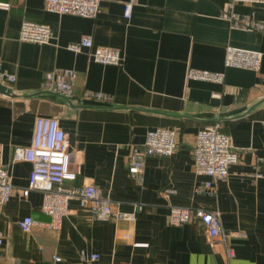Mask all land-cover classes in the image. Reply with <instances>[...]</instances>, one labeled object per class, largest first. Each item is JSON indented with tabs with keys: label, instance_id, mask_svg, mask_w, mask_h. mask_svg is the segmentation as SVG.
Here are the masks:
<instances>
[{
	"label": "crops",
	"instance_id": "crops-1",
	"mask_svg": "<svg viewBox=\"0 0 264 264\" xmlns=\"http://www.w3.org/2000/svg\"><path fill=\"white\" fill-rule=\"evenodd\" d=\"M128 1L103 0L88 18L46 11L44 0H0V63L15 76L3 82L11 94L0 92V166L14 186L0 212V264H88L81 256L91 253L98 258L89 264H264V4H235L263 25L242 30L222 17L227 0H133L126 18ZM24 20L48 24L51 41L19 40ZM83 37L117 50L120 62L67 48ZM228 46L260 52L259 69L225 67ZM61 68L76 74L69 97L41 87L46 72ZM189 68L223 72L224 81L187 79ZM38 116L56 118L67 133L76 172L69 184L95 185L115 210L134 212V222L95 220L72 198L59 228L48 225L42 193H21L31 164L13 160L16 147L31 144ZM208 124L229 135L238 162L200 190L209 177L195 173L193 148ZM157 128L174 130L176 149L147 156L136 181L131 145ZM173 205L216 212L225 237L210 241L196 220L170 225ZM27 215L36 224L24 232L18 221Z\"/></svg>",
	"mask_w": 264,
	"mask_h": 264
},
{
	"label": "built area",
	"instance_id": "built-area-1",
	"mask_svg": "<svg viewBox=\"0 0 264 264\" xmlns=\"http://www.w3.org/2000/svg\"><path fill=\"white\" fill-rule=\"evenodd\" d=\"M103 0H44L46 11L57 14H71L76 16L95 18L101 10ZM133 0L124 5V17L131 15ZM264 4V0H227L222 17L225 18L231 28L242 30H261L263 25L255 22L250 16L238 13L234 10L236 3ZM53 37L52 30L46 23L24 20L19 31V40L46 44ZM67 48L73 52L82 49L90 50L92 59L101 64H118L121 60L120 53L108 47H93L89 37H83L76 42H71ZM262 54L257 51L245 50L228 46L226 48L225 67L244 68L258 70ZM223 72H214L189 68L186 72L187 79L202 80L222 83ZM4 81L14 82L15 76L7 73L0 63V83ZM76 84V74L71 69H56L44 74L41 87L45 91L56 92L63 97H69ZM89 95L101 98L99 92ZM176 135L169 128H157L146 133L141 144H132L129 156L128 171L134 180L139 181L140 173L147 156L171 155L176 149ZM71 153L68 147L67 133L61 128L56 118L38 116L34 122L31 144L26 147H16L13 152V160H24L31 164L29 183L21 193L26 197L31 190L42 193L41 210L50 217L48 223L53 228H59L62 219L69 212L68 202L76 198L81 207L90 210L92 218L98 221L126 220L134 222V212H122L113 208L112 202L100 195L93 184L81 186L71 185L76 180V172L70 168ZM194 171L198 175L209 177L200 187V190L213 188L214 182L226 178L228 169L238 162V154L233 147L229 135L222 132L218 124H208L197 132L196 143L193 148ZM261 176L260 173L255 174ZM14 186L6 168L0 166V212L9 200ZM169 191V190H168ZM198 221L204 233L210 241L217 237H225L219 215L204 207L170 206L168 222L173 226H183L192 221ZM36 224L32 216L27 215L18 221L22 231L28 232ZM2 236L0 234V243ZM227 259L233 257L234 252L228 245L225 246ZM88 264L98 258L96 253L88 257L81 256ZM59 260L58 257L54 258Z\"/></svg>",
	"mask_w": 264,
	"mask_h": 264
},
{
	"label": "water",
	"instance_id": "water-1",
	"mask_svg": "<svg viewBox=\"0 0 264 264\" xmlns=\"http://www.w3.org/2000/svg\"><path fill=\"white\" fill-rule=\"evenodd\" d=\"M0 92L5 94H11V89L3 83H0Z\"/></svg>",
	"mask_w": 264,
	"mask_h": 264
}]
</instances>
